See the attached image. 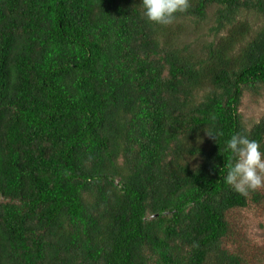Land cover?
Segmentation results:
<instances>
[{"label": "trees", "instance_id": "trees-1", "mask_svg": "<svg viewBox=\"0 0 264 264\" xmlns=\"http://www.w3.org/2000/svg\"><path fill=\"white\" fill-rule=\"evenodd\" d=\"M263 90L264 0H0V264H264L223 179Z\"/></svg>", "mask_w": 264, "mask_h": 264}, {"label": "clouds", "instance_id": "clouds-1", "mask_svg": "<svg viewBox=\"0 0 264 264\" xmlns=\"http://www.w3.org/2000/svg\"><path fill=\"white\" fill-rule=\"evenodd\" d=\"M143 15L148 22L159 25L171 24L176 14L186 12L190 0H142ZM215 140L219 131L207 132ZM225 151L232 159L226 165L224 182L241 196L264 187V151L256 140L242 133H235L225 141Z\"/></svg>", "mask_w": 264, "mask_h": 264}, {"label": "rangeland", "instance_id": "rangeland-1", "mask_svg": "<svg viewBox=\"0 0 264 264\" xmlns=\"http://www.w3.org/2000/svg\"><path fill=\"white\" fill-rule=\"evenodd\" d=\"M247 18L254 20L255 16L252 17L250 14ZM239 111L247 127L258 122L264 114V90L258 94H251L246 91L242 97ZM242 218L241 227L245 228L253 243L259 244V241L264 239V215L257 214L252 209H244Z\"/></svg>", "mask_w": 264, "mask_h": 264}]
</instances>
